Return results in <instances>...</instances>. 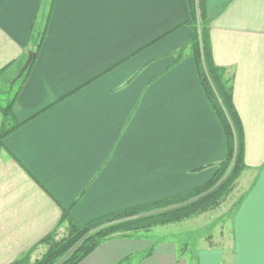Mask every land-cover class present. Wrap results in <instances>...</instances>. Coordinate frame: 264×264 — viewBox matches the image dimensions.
<instances>
[{
	"label": "crops",
	"instance_id": "crops-1",
	"mask_svg": "<svg viewBox=\"0 0 264 264\" xmlns=\"http://www.w3.org/2000/svg\"><path fill=\"white\" fill-rule=\"evenodd\" d=\"M50 1L0 0V70L12 63L0 84L48 19L12 107L20 126L0 146V264L53 231L64 210L86 223L167 199L206 182L225 155L193 60L176 58L191 34L187 0ZM205 8L244 136L230 251L165 245L141 258L151 246L114 236L80 264H264V0Z\"/></svg>",
	"mask_w": 264,
	"mask_h": 264
},
{
	"label": "trees",
	"instance_id": "trees-1",
	"mask_svg": "<svg viewBox=\"0 0 264 264\" xmlns=\"http://www.w3.org/2000/svg\"><path fill=\"white\" fill-rule=\"evenodd\" d=\"M51 6L52 0L49 8ZM187 6L188 18L184 24L191 34L177 51L176 58L179 60L187 54L193 60L200 87L222 130L225 144L223 160L214 165L213 174L202 185L167 199L115 211L86 223L78 222L68 210H64L55 229L10 264H80L111 237L132 238L139 231L182 222L219 208L229 197L245 169L243 129L233 104L232 88L225 69L215 65L212 59L205 0H187ZM47 20L43 28L31 38L34 39L32 48L35 56L23 75L13 83L12 86L17 84V89L12 99L5 106H0L3 117L0 146L20 126L13 119L12 107L17 91L40 50ZM11 66L12 63L0 70V77ZM240 202L241 198L235 201L232 213ZM61 226L65 227L66 234L57 238V231ZM40 245L46 246L45 252L31 261L33 251ZM154 247L152 245L143 252L141 258L149 256Z\"/></svg>",
	"mask_w": 264,
	"mask_h": 264
},
{
	"label": "rangeland",
	"instance_id": "rangeland-1",
	"mask_svg": "<svg viewBox=\"0 0 264 264\" xmlns=\"http://www.w3.org/2000/svg\"><path fill=\"white\" fill-rule=\"evenodd\" d=\"M18 73H15L9 81L0 84V91L9 92L0 94V106H5L16 91L17 84L12 85L19 79H16ZM2 118L0 111V121ZM233 191L219 208L179 223L157 226L148 231H139L132 238L127 239L128 246L143 248L152 245L155 247L167 245L175 248H191L216 243L230 251V223L234 213H232L233 204L237 200ZM65 234L66 230H61L59 236Z\"/></svg>",
	"mask_w": 264,
	"mask_h": 264
},
{
	"label": "water",
	"instance_id": "water-1",
	"mask_svg": "<svg viewBox=\"0 0 264 264\" xmlns=\"http://www.w3.org/2000/svg\"><path fill=\"white\" fill-rule=\"evenodd\" d=\"M34 56H35V53L33 51H28L27 52V59L25 60L23 66L19 70V73L16 76V79H18V78H20L22 76V74L24 73V71L28 68L29 64L33 60Z\"/></svg>",
	"mask_w": 264,
	"mask_h": 264
}]
</instances>
